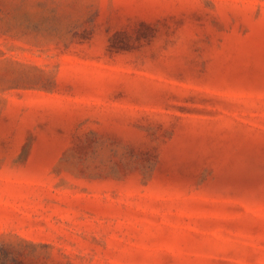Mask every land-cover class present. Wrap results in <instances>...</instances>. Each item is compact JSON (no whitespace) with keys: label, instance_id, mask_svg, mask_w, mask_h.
Segmentation results:
<instances>
[{"label":"rangeland","instance_id":"374dc122","mask_svg":"<svg viewBox=\"0 0 264 264\" xmlns=\"http://www.w3.org/2000/svg\"><path fill=\"white\" fill-rule=\"evenodd\" d=\"M0 264H264V0H0Z\"/></svg>","mask_w":264,"mask_h":264}]
</instances>
